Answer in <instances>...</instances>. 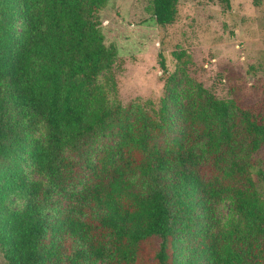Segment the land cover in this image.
<instances>
[{"label":"trees","instance_id":"obj_1","mask_svg":"<svg viewBox=\"0 0 264 264\" xmlns=\"http://www.w3.org/2000/svg\"><path fill=\"white\" fill-rule=\"evenodd\" d=\"M107 1L0 0L6 264H264V200L252 158L264 146V118L201 86L180 102L170 76L160 108L122 105L116 50L96 20ZM178 1L152 0L158 25L173 22ZM183 55L175 54L180 62ZM41 124L44 140L32 138ZM109 128L112 146L92 161L83 152L85 185L74 202L49 213L53 191L75 168L65 151ZM28 165L47 182L28 179ZM228 198L236 217L222 227L214 204Z\"/></svg>","mask_w":264,"mask_h":264},{"label":"rangeland","instance_id":"obj_2","mask_svg":"<svg viewBox=\"0 0 264 264\" xmlns=\"http://www.w3.org/2000/svg\"><path fill=\"white\" fill-rule=\"evenodd\" d=\"M151 2L108 0L96 17L105 45L116 50L113 72L121 104L147 112L160 108L170 76L180 102L201 86L217 98L234 99L264 118V0H231L228 9L219 0H179L173 22L162 26L151 13ZM180 52L184 63L175 56ZM98 81L104 86L103 75ZM108 97L112 99L111 93ZM32 138L44 140L42 124ZM115 141L116 135L109 128L79 145V151H65L75 168L53 191L49 213L72 204L73 195L83 189V152L92 161L96 151ZM252 158L257 189L264 200V146ZM25 172L28 179L47 182L29 165ZM11 199L13 207L21 205ZM213 217L222 227L236 217L229 198L214 204ZM186 253L183 251L178 259H184ZM0 264H6L1 248Z\"/></svg>","mask_w":264,"mask_h":264}]
</instances>
